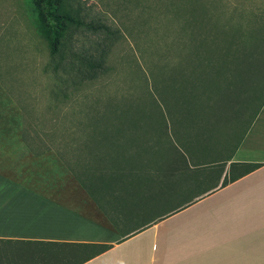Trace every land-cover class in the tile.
Instances as JSON below:
<instances>
[{
	"label": "crops",
	"instance_id": "1",
	"mask_svg": "<svg viewBox=\"0 0 264 264\" xmlns=\"http://www.w3.org/2000/svg\"><path fill=\"white\" fill-rule=\"evenodd\" d=\"M44 86L0 79V153L20 175L0 173V264H264V104L201 161L176 116Z\"/></svg>",
	"mask_w": 264,
	"mask_h": 264
},
{
	"label": "rangeland",
	"instance_id": "2",
	"mask_svg": "<svg viewBox=\"0 0 264 264\" xmlns=\"http://www.w3.org/2000/svg\"><path fill=\"white\" fill-rule=\"evenodd\" d=\"M61 9L76 22L53 52L34 0H0L2 81L55 97L96 92L104 112L125 104L176 116L178 144L201 161L208 149L234 150L264 97V0H61ZM0 173L20 176L1 153Z\"/></svg>",
	"mask_w": 264,
	"mask_h": 264
},
{
	"label": "trees",
	"instance_id": "3",
	"mask_svg": "<svg viewBox=\"0 0 264 264\" xmlns=\"http://www.w3.org/2000/svg\"><path fill=\"white\" fill-rule=\"evenodd\" d=\"M34 6L38 11V20H39L40 24L46 28L47 35L51 34V36H52V39H51L52 51L55 52V51H57L59 43H60L59 42V35H60V32H62L64 29L63 25L66 23H74L76 21L67 12H64L61 9V0H34ZM183 48L185 49L186 46L185 45L180 46L181 50ZM181 61L182 60H180V62ZM190 61L191 60H189L187 62H190ZM197 62H199V61H197ZM192 63H194V62H192ZM209 64L210 63H208V65ZM185 66L188 67L189 65L186 64ZM197 66L202 67L203 65H202V63L199 62V64L195 63L194 68H196ZM263 104H264V97L262 98V100L259 104L258 110L256 111V113L252 117L250 124L253 121V119L255 118L256 114L258 113L259 109L261 108V106ZM237 145H238V143L236 144L235 148L237 147ZM234 165H235V163L231 164L230 173H231V170L233 171ZM239 166H240L239 170L241 171L239 176H242V175L254 170L258 166H260V164L259 163H241V164H239ZM236 178H238V176L235 177L231 174L229 180L232 181ZM227 182H228V179L226 178L224 180V184H226ZM106 248H108L107 245H102V250H105ZM9 254L10 253L8 251L7 257L12 256ZM24 257H26V261H25L26 263L25 264H31L30 252H27V255H25V253L22 250L19 251V253H17V257H16L17 259H21L24 261V259H23Z\"/></svg>",
	"mask_w": 264,
	"mask_h": 264
}]
</instances>
